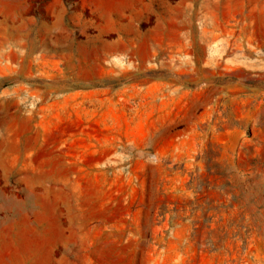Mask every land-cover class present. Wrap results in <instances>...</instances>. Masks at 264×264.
Listing matches in <instances>:
<instances>
[{"label": "rangeland", "instance_id": "obj_1", "mask_svg": "<svg viewBox=\"0 0 264 264\" xmlns=\"http://www.w3.org/2000/svg\"><path fill=\"white\" fill-rule=\"evenodd\" d=\"M0 264H264V0H0Z\"/></svg>", "mask_w": 264, "mask_h": 264}]
</instances>
